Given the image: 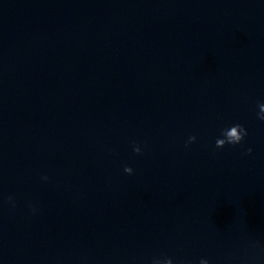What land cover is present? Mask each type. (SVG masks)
Segmentation results:
<instances>
[{"label":"clouds","instance_id":"9594fccd","mask_svg":"<svg viewBox=\"0 0 264 264\" xmlns=\"http://www.w3.org/2000/svg\"><path fill=\"white\" fill-rule=\"evenodd\" d=\"M258 119L264 121V104L259 105ZM247 135H248L247 129L244 128L243 125L234 124L222 130L221 136L223 138H217L216 147L223 148L226 144H230V145L240 144L241 141L244 139V137ZM195 140H196L195 136L189 137V143ZM134 151L139 154L141 150L139 147H135ZM247 151L250 154L252 149L249 148ZM124 171L128 174H131L133 172V169L131 167H125ZM11 199L12 198L9 197V200Z\"/></svg>","mask_w":264,"mask_h":264},{"label":"water","instance_id":"95a60500","mask_svg":"<svg viewBox=\"0 0 264 264\" xmlns=\"http://www.w3.org/2000/svg\"><path fill=\"white\" fill-rule=\"evenodd\" d=\"M5 1H7V0H0V5H1L2 3H4Z\"/></svg>","mask_w":264,"mask_h":264}]
</instances>
